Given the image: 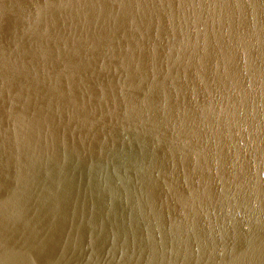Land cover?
Returning a JSON list of instances; mask_svg holds the SVG:
<instances>
[{"label": "water", "instance_id": "95a60500", "mask_svg": "<svg viewBox=\"0 0 264 264\" xmlns=\"http://www.w3.org/2000/svg\"><path fill=\"white\" fill-rule=\"evenodd\" d=\"M0 264H264V0H0Z\"/></svg>", "mask_w": 264, "mask_h": 264}]
</instances>
